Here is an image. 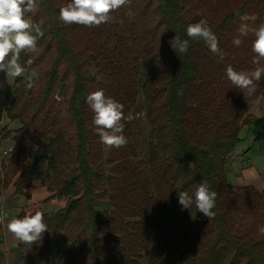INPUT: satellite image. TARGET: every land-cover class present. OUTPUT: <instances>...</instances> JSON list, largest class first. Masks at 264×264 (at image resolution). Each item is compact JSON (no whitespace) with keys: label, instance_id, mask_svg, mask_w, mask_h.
<instances>
[{"label":"trees","instance_id":"obj_1","mask_svg":"<svg viewBox=\"0 0 264 264\" xmlns=\"http://www.w3.org/2000/svg\"><path fill=\"white\" fill-rule=\"evenodd\" d=\"M68 2L36 0L40 18L27 13L43 35L35 51L21 52L19 62L28 72L40 61L52 64L32 82L24 76L15 79L7 109L20 126L11 156L0 166V194L15 178L16 193L31 186L25 145L30 140L37 147L35 160L48 161V173L37 178L51 198L65 199L56 212L43 213L47 231L42 240L19 242L24 263L50 264L52 242L64 233L71 245L56 264H141L142 254L155 243L148 264H264V234L259 232L264 195L253 186L235 189L227 177L228 158L241 141L242 127L252 121L247 110L264 93V77L249 97L225 71L228 65L237 71L264 67V60L253 62L251 32L240 37L239 47L233 44L241 24L237 13L257 16L249 26L258 27L264 22V0H135L128 4L136 13L134 21L122 16L121 24L93 27L61 25L59 9ZM202 19L218 38V57L203 40L187 36L188 25ZM175 34L188 40L186 53L177 54L170 46ZM53 46L56 55L49 56ZM90 63L98 69L96 78L85 76ZM62 64L72 72L73 87L64 111L53 97L66 81ZM141 66L154 143L148 164L130 167L110 154H121L129 145L132 121L127 117L137 101ZM98 89L124 105L127 144L121 148L101 149L94 113L86 104L87 95ZM10 136L6 128L0 131L1 139ZM202 181L217 193L210 219L195 206L183 209L178 199L179 191L191 195ZM104 198L109 209L100 212L97 202Z\"/></svg>","mask_w":264,"mask_h":264},{"label":"clouds","instance_id":"obj_2","mask_svg":"<svg viewBox=\"0 0 264 264\" xmlns=\"http://www.w3.org/2000/svg\"><path fill=\"white\" fill-rule=\"evenodd\" d=\"M130 0H70L65 6L59 9V19L66 25H83L86 27L100 26L111 20V12L128 4ZM36 0H0V72L6 74L9 84L16 78L25 74V69L21 65L20 54L24 51H35L37 37L43 33L39 31L27 18V13L34 10ZM241 21L238 28L239 36L233 39V44L239 47L242 44L240 37L247 36L250 32L255 36L252 43V51L255 53L254 63L259 64L264 60V22L258 27L251 28L249 22H255L257 16L249 14H239ZM35 29L36 35L33 34ZM187 36L192 39H202L212 53H219V41L215 33L207 25L206 20L189 24ZM172 49L178 53H186L189 48L188 40H181L180 36H175L169 41ZM223 57H221L222 59ZM226 77L236 88L246 92L249 97L256 92L257 83L264 77V67H257L251 71H237L231 65L226 66ZM31 86V84H29ZM59 101L61 97L58 95ZM264 102V95L257 97L255 105ZM86 104L90 107L93 116L95 132L104 145L105 151L114 148H121L127 144V138L123 135L125 119L124 105L110 96H106L103 89L91 92L86 97ZM145 115L138 113L137 117ZM133 119L132 116L127 117ZM191 165V164H190ZM217 193L212 191L206 181H202L194 186V191L190 195L187 191H179L178 199L183 209L191 210L195 206L196 211L202 213L206 218H212L215 213V200ZM0 225H4L8 232L21 243L33 245L38 240H42L47 231L44 223V215L41 211L28 212L22 218L5 219L0 214ZM264 234V227L259 229Z\"/></svg>","mask_w":264,"mask_h":264},{"label":"crops","instance_id":"obj_3","mask_svg":"<svg viewBox=\"0 0 264 264\" xmlns=\"http://www.w3.org/2000/svg\"><path fill=\"white\" fill-rule=\"evenodd\" d=\"M24 77H27L26 69ZM14 82L15 80L9 84L6 74L0 72V131L3 128L11 131L10 137L0 138V166L11 156V150L15 145L14 131L20 126L18 121L9 120L6 113L14 97ZM248 113L251 114L252 121L242 127L241 141L228 158L227 177L235 187L254 186L264 190V102L255 105L254 101L248 108ZM25 145L30 154L28 159L32 183L25 189V193L18 194L14 186L15 178L6 189L1 191L0 214L5 216L6 221L19 218L21 213H34L37 210L42 213H54L63 206L62 204L59 206L57 198H51L52 193L37 178L39 173H48V161L43 159L37 162L35 160L37 147L30 140L25 141ZM60 244L68 245L69 242L63 243L59 240ZM56 262L55 253H50L49 263L56 264ZM0 264H25L19 241L4 225H0Z\"/></svg>","mask_w":264,"mask_h":264},{"label":"rangeland","instance_id":"obj_4","mask_svg":"<svg viewBox=\"0 0 264 264\" xmlns=\"http://www.w3.org/2000/svg\"><path fill=\"white\" fill-rule=\"evenodd\" d=\"M134 1L135 0H130V3H133ZM128 4H126V5L122 6V7H120L119 9L114 10L113 12H111L110 15H111L112 18H111L110 22H108L109 25H111L112 23H120L121 24L122 20L120 18L122 16H126V17L130 18L132 21L135 20L134 17L136 15V13L133 12V10H131L129 8ZM33 13L36 14L37 16H39L38 19L40 18V15L37 12V9H34L32 11V14ZM204 20H206V19H204ZM39 22L42 23V20H39ZM60 24L61 25H66L61 20H60ZM207 25L209 27L208 21H207ZM200 40H202V39H195V41H200ZM212 54L214 56L218 57L220 52L219 53H215V54L212 53ZM54 55H56V50H55V47L53 46V48L51 50V54H49V56H54ZM51 62L52 61H48V62H44V63L42 61L38 62V66L36 67V69L31 70V72L27 71L26 79L28 81L32 82L35 78L39 77V75H41L42 72H44V71L48 72V70H50V67H51V64H52ZM29 64H31V61H30ZM97 71H98V69L95 66V64L94 63H90L85 68V76L87 78H96V77H98V72ZM60 73H61V75L66 76V81H64L63 83H61V84H59L57 86L53 97L55 99H56L57 95L59 97H61V99L59 101L57 99L56 100L58 101L57 103H58L59 107L62 108L63 111H64L66 106H67L68 96L72 93V90H73L72 83L70 81V79L72 80V77H71L72 72L71 71L67 72L65 65L62 64V65H60ZM136 80H137V101H136L135 106H133V108L131 110V116L133 117V119H131L132 128H131L130 133H129L130 134V136H129V145H128L127 149L126 148L123 149V152L121 154H115V155H111L110 154V158H114V159L121 158V159L124 160V162L128 163L130 167H133V164L140 163V162L148 164L150 146H151L152 143H154V140H153V138L151 136V126H150V124L148 122V115H149V112H150V110H149L150 109V104H149V101H148V99L146 98V96L144 95V92H143V84L145 82V70H144V67H142V66L140 67L139 75H138ZM261 95H264V93L260 94L259 96H261ZM34 97L36 98L37 94L34 95ZM254 101L249 103V107L251 106V104ZM11 103H12V101H11ZM11 103H10V105H11ZM7 109H6V113H7ZM138 113H144L145 115L137 117ZM247 114H249L248 110H247ZM250 116H251V114H250ZM9 120H11V119L9 118ZM16 124H18V123H16ZM30 147H31V145H30ZM101 149H104V147H102ZM11 152H12V150H11ZM28 155L30 156V154H28ZM109 169H110V167L107 168V170H109ZM107 174H109L108 177H110V173H107ZM234 188L235 189H239V187H235V186H234ZM253 188L256 191H258L259 193L264 195V190H259V189L255 188L254 186H253ZM57 200H58V204H60L59 206H61V204L62 205L65 204V199L64 198L63 199L57 198ZM108 201H109L108 198H104V199L98 200L97 209L100 212H105V210L109 209L108 208L109 207ZM261 211L264 212L263 210H261ZM251 221H252V219L250 218V216H247L246 217V222H251ZM236 228H239V226L237 224L234 227V231H236ZM63 235H64V233L59 234L54 239V241L52 242L51 253L52 252L55 253L56 261H59L61 259L62 255L67 251V248H69L70 245H71L70 242H69L68 245H63V244L59 245V240H61V242L63 241V243L65 242V240H64L65 238H64ZM155 251H156V243L153 245V248H152V250L149 253H143L142 254L143 257L140 260V263L141 264H148L149 259L153 256Z\"/></svg>","mask_w":264,"mask_h":264},{"label":"water","instance_id":"obj_5","mask_svg":"<svg viewBox=\"0 0 264 264\" xmlns=\"http://www.w3.org/2000/svg\"><path fill=\"white\" fill-rule=\"evenodd\" d=\"M107 176H109V174H107Z\"/></svg>","mask_w":264,"mask_h":264}]
</instances>
